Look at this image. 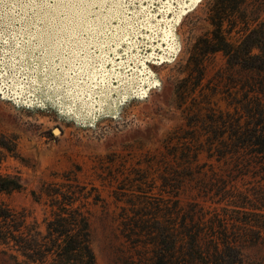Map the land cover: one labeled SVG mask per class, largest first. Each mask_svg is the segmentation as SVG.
I'll list each match as a JSON object with an SVG mask.
<instances>
[{"label": "rangeland", "instance_id": "1", "mask_svg": "<svg viewBox=\"0 0 264 264\" xmlns=\"http://www.w3.org/2000/svg\"><path fill=\"white\" fill-rule=\"evenodd\" d=\"M262 22L264 0L5 5L0 172L22 184L7 201L43 229L41 189L81 187L95 264H153L154 232L228 208L231 231L261 234L245 241V264H264V210L249 216V203L234 209L222 198L235 186L264 209L254 197L263 182L219 158L255 122L252 104L264 109V68L211 50L216 36L237 46ZM0 264H14L2 244Z\"/></svg>", "mask_w": 264, "mask_h": 264}, {"label": "trees", "instance_id": "2", "mask_svg": "<svg viewBox=\"0 0 264 264\" xmlns=\"http://www.w3.org/2000/svg\"><path fill=\"white\" fill-rule=\"evenodd\" d=\"M254 49L259 53H254ZM211 50L223 51L229 65L248 70L263 69L264 22L252 29L237 46L216 36ZM251 108L252 115L257 117L255 122H247L242 127L243 131L231 138L236 149H232L230 154L219 155V158L231 157L236 164H243V169H254L263 182L254 197L264 203V109L258 104H252ZM225 187L222 188V198L227 206L238 209L241 207L239 203H249V211L246 212L249 216H254L255 210H264L252 203L249 197L252 193L235 186ZM20 189L22 184L15 175L0 172V244L6 248L13 263L95 264L90 243V213L82 188L73 184L49 183L41 189L48 198L45 202L48 214L42 221L43 229L37 220H29L30 213L26 208L17 209L5 198ZM32 195L38 199L35 192ZM228 211L225 208L220 213L217 209L208 219H204L206 214L190 216L188 222H184L185 217L180 232H154L150 242L153 245V264H245L242 257L245 241L256 243L261 234L259 231L243 234L248 227L231 231ZM250 219L248 217L244 224L249 226Z\"/></svg>", "mask_w": 264, "mask_h": 264}, {"label": "snow or ice", "instance_id": "3", "mask_svg": "<svg viewBox=\"0 0 264 264\" xmlns=\"http://www.w3.org/2000/svg\"><path fill=\"white\" fill-rule=\"evenodd\" d=\"M38 0H0V10L5 5H19L22 3H36ZM44 2H49V0H44ZM51 2H70V3H84L88 2V0H51ZM94 3H108L109 0H91ZM167 2V0H165ZM2 35V33H0Z\"/></svg>", "mask_w": 264, "mask_h": 264}, {"label": "bare ground", "instance_id": "4", "mask_svg": "<svg viewBox=\"0 0 264 264\" xmlns=\"http://www.w3.org/2000/svg\"><path fill=\"white\" fill-rule=\"evenodd\" d=\"M57 130H58V129L54 130V132L57 133V132H58Z\"/></svg>", "mask_w": 264, "mask_h": 264}, {"label": "water", "instance_id": "5", "mask_svg": "<svg viewBox=\"0 0 264 264\" xmlns=\"http://www.w3.org/2000/svg\"><path fill=\"white\" fill-rule=\"evenodd\" d=\"M56 129H58V128H56ZM56 129H54V130H56ZM59 130V129H58ZM54 132V131H53Z\"/></svg>", "mask_w": 264, "mask_h": 264}]
</instances>
